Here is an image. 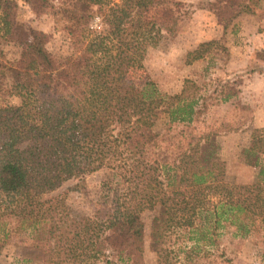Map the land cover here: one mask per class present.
I'll list each match as a JSON object with an SVG mask.
<instances>
[{"label":"trees","instance_id":"trees-1","mask_svg":"<svg viewBox=\"0 0 264 264\" xmlns=\"http://www.w3.org/2000/svg\"><path fill=\"white\" fill-rule=\"evenodd\" d=\"M21 1L38 15L68 13L79 28L63 56L45 49L48 33L28 27L17 60L0 57V71L15 76L0 83V253L13 235L24 234L40 254L20 264H145L144 210L154 212L148 246L155 264L227 262L218 238L225 229L264 240V128H255L241 150L243 163L256 169L250 183L225 182L215 130L195 128L208 104L231 97L227 82L201 91L185 78L172 94L147 79L124 87L152 39L174 32L178 15H187L183 2ZM255 2L213 0L208 9L225 28L252 13ZM92 7L100 30L87 20ZM15 9V0H0V38L14 39ZM214 43L199 42L184 62L204 57ZM11 96L19 102H8ZM171 125H180L177 133ZM102 168L111 184L89 216L70 215L63 195L45 196Z\"/></svg>","mask_w":264,"mask_h":264},{"label":"rangeland","instance_id":"rangeland-1","mask_svg":"<svg viewBox=\"0 0 264 264\" xmlns=\"http://www.w3.org/2000/svg\"><path fill=\"white\" fill-rule=\"evenodd\" d=\"M15 1L16 34L13 40L0 38V57L8 63L17 60L20 43L28 27L49 34L45 49L50 54L63 56L71 51L70 33L79 27L68 13L49 10L38 15L21 0ZM180 1L187 15H178L174 32H163L152 39L146 48L142 66L129 70L124 87L131 90L137 82L147 79L160 92L172 94L179 91L185 78L194 80L201 91L203 88L211 90L213 86L227 82L231 97L226 101L208 104L195 128L197 131L209 128L215 130L218 153L225 165L224 181L250 183L254 180L256 169L243 163L241 150L248 145L255 128H264V60L260 59L264 58V0H255L252 13L237 15L225 28L208 9L213 0ZM88 13L90 18L87 20L92 29L104 27L95 7ZM208 40L215 42L208 54L189 64L184 62L187 51L199 42ZM14 78V72L0 71L1 84L9 83ZM8 102L18 103L19 99L11 96ZM165 119L164 115L160 116L155 130L162 131ZM178 129L180 125H171V133H177ZM160 157L170 162L172 155L162 150ZM111 180L110 171L102 168L65 180L45 196L63 195L70 215L89 216L102 195L108 192L107 185L111 184ZM153 213L144 210L140 214L144 233L142 258L145 264H155L154 254L148 246ZM218 238L219 251L228 261L217 259L216 264H261L264 240L258 236H232L231 230L225 229ZM39 254L40 251L33 247L29 237L15 234L0 253V264H20L22 259L35 258Z\"/></svg>","mask_w":264,"mask_h":264}]
</instances>
